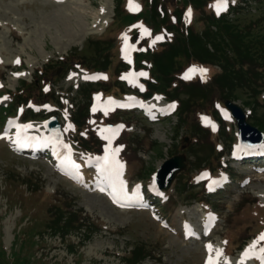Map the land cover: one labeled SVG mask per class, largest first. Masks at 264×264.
<instances>
[{
	"label": "rangeland",
	"instance_id": "1",
	"mask_svg": "<svg viewBox=\"0 0 264 264\" xmlns=\"http://www.w3.org/2000/svg\"><path fill=\"white\" fill-rule=\"evenodd\" d=\"M128 2L0 0V98L7 97L0 99V119L5 115L1 106L13 97L7 91L17 92L29 86L37 70L46 68L48 74L57 77L53 83L57 114L66 124V119L73 120L71 115L76 112L81 124L76 130H64L65 141L72 145L80 166L75 178L60 174L45 156L16 153L11 144L14 131L6 128L9 120L4 127L0 123V264H205L209 243L214 258L216 249L223 252L217 264H241L242 251L264 232V165L242 160L229 162L240 146L237 123L227 109L229 116L222 117L221 103L211 100L210 94L205 97L199 86L171 89L168 98L157 95V99L146 100L144 109H155L150 116L141 114V108L105 115L108 98L95 112L89 113L85 108L88 90L92 89V100L110 84L83 85L87 87L84 90L80 86L84 83L83 74L90 68H105L109 58L116 59V54L123 57L129 41L124 33L127 28L121 27L127 23ZM242 11L237 24L243 26L252 21V29L264 33V21L260 20L264 0H251ZM235 14L231 13L229 18ZM114 37L117 42L113 46ZM103 48L110 49L108 61L99 57ZM77 62L84 67L70 71ZM119 65L120 79L130 73V68L126 63ZM107 72L104 71L101 81H112L117 87V94L111 98L136 96L137 91L116 79L113 71ZM116 92L103 93L111 96ZM64 96L65 102L61 101ZM240 98L235 101L249 115L247 120L253 125L264 124V105L244 104ZM168 101L175 102V112L167 117L157 116ZM48 115L28 116L31 118L25 120L23 115L16 114L14 120L41 130ZM108 124L123 125L132 133L117 140L129 143L121 144L117 159L123 164L126 190L132 194L136 185H143L140 195H146L152 204L143 201L141 207H134L131 202L120 206L103 185L96 161L89 163V157L104 155L105 145L110 151L117 147L100 134ZM185 137L187 141H183ZM215 143L221 148L219 152L214 149ZM181 152L186 155V167L176 174L166 191H159V199H154L156 196H150L145 186H154L160 164ZM223 167H227L228 173L223 172ZM202 175L208 179H202ZM216 177H222L224 185L208 196V181ZM70 210L82 218L78 220L82 224L79 228L61 233L60 228L52 227L53 219L64 218ZM209 214L216 220L208 235L185 236L184 224H190L196 234H201ZM260 246H264V240L259 241L257 248ZM253 261L260 264L256 258L246 259L243 264Z\"/></svg>",
	"mask_w": 264,
	"mask_h": 264
},
{
	"label": "trees",
	"instance_id": "2",
	"mask_svg": "<svg viewBox=\"0 0 264 264\" xmlns=\"http://www.w3.org/2000/svg\"><path fill=\"white\" fill-rule=\"evenodd\" d=\"M261 1L255 0L257 3ZM241 2L244 5L230 4L227 13L217 16L211 6L214 0H143L139 11L136 14H129L126 25L122 26L127 28L128 41L134 47L132 61L128 63L129 67L134 73H147L146 76H141L144 89L133 90H138L142 98L157 94L168 98L171 89L183 90L199 86L205 97L210 94L211 100H218L221 105H224L227 99H239L240 94L243 96L240 99L244 104L264 105V95H262L264 93V33L255 32L252 29L254 25L252 21L243 26L237 24L240 17L238 13L244 10L251 0H241ZM189 8H191L190 18L186 16ZM231 13H236L234 18H229ZM261 15L260 20L264 21V11ZM136 23L150 30L149 33L144 35L141 28L136 27ZM156 36H163V39L155 40ZM116 42L115 38L113 46ZM109 48L98 51L99 57L108 61ZM114 61L109 58L105 68L98 67L95 70L113 66L108 71L110 73L113 71L117 76L119 64L125 62H119L117 65ZM195 64L208 70L205 74L206 79H201L198 72L191 79H184L183 74ZM56 78L53 74H48L46 68L37 70L29 86L26 85L17 92L7 91L13 97L7 106L2 107L3 112L10 114L14 112L16 106L26 103L42 105L47 100L55 102L53 90L46 91L44 86ZM102 84H110L107 89L102 90L106 95L107 92H116L117 87L112 85V81ZM85 88L87 87H84V90ZM82 90L83 88L80 89V93ZM91 91L92 89L88 90L85 95L87 111ZM119 95L124 94L119 93ZM33 112L30 108L29 115L33 116ZM75 113L72 118L78 128L81 124ZM118 115L121 117L123 114ZM257 123L258 126H255L264 133L262 129L264 124ZM131 134L127 129H123L118 135V140ZM119 143L117 141L116 144ZM123 143L129 145L128 140ZM214 147L216 152L220 151L216 143ZM51 207L58 208L57 205ZM80 219L82 218L76 211L70 210L64 218L58 217L51 222L52 227L60 228L59 232L66 233L71 229L79 228L82 225L78 224ZM130 255H133L132 251Z\"/></svg>",
	"mask_w": 264,
	"mask_h": 264
},
{
	"label": "snow or ice",
	"instance_id": "3",
	"mask_svg": "<svg viewBox=\"0 0 264 264\" xmlns=\"http://www.w3.org/2000/svg\"><path fill=\"white\" fill-rule=\"evenodd\" d=\"M128 8L131 11H139L140 5L135 2V0H129L128 2ZM216 14L220 15L221 12L226 11L228 7V0H214L213 5H211ZM186 16L190 18L191 16V8L188 9V12L186 13ZM145 33H149L150 30L143 27V25L140 26ZM163 39V36H157L155 40ZM125 40H127V37L125 36ZM155 40H153V43H155ZM19 63V60L16 61ZM206 68H198L197 66L190 67L185 73H184V79H191L192 74L199 73L201 76V79H206L205 74L207 73ZM14 75H21V73H14ZM146 76L147 73L140 72V73H129L128 75L122 77L123 79H129V76ZM95 78V77H93ZM105 79L107 77H104ZM85 79H89V77L85 76ZM134 81L132 79H129V83H133ZM141 90H143V86L141 85ZM47 91V88L45 89ZM0 99H7V97H3ZM109 102L115 103L111 97L108 98ZM48 107V106H45ZM171 108L175 107V102L170 106ZM96 107L94 106L92 111H96ZM105 115H107L108 108L105 107ZM207 119L202 117V120ZM31 124H17V134H16V140L14 143L20 144L23 147L30 146V143L33 141L36 142H43V143H54L56 145H60L64 147L65 149H68V152L64 155L63 161L67 166H70L72 169L77 170L79 169V165L76 164L74 160L71 158V149L70 146L67 144H64L62 140L56 137H47V138H39L35 136H22V133L26 132L27 129L31 128ZM73 126L69 124L67 126V129L72 128ZM123 127V125L117 126V128ZM65 129V130H67ZM213 130H215V126L213 125ZM105 132L110 133L109 135H105ZM100 134L103 136L105 140L109 141V144L111 143L112 138L118 134L116 131L112 129L111 126H108L106 129H101ZM123 147V145H120L111 151L109 150L108 145H105V152L103 156H97V157H89V162L91 160L96 161V168L99 173L103 175V177L110 183L112 188V196L114 202L119 203L120 198H127V192H126V182L121 178L122 176V169L123 164L117 159V154L119 153L120 149ZM235 154V153H234ZM139 185H136V189H139ZM264 240V232L260 233L259 236L252 241L250 245H248L244 252L241 254V264H243V261L249 258H256L260 261V264H264V246H260L257 248V245L259 241ZM206 247L209 250V256L207 257L205 264H217V258L223 254L222 250L216 249L215 250V258L213 257L212 253V245L209 243L206 245Z\"/></svg>",
	"mask_w": 264,
	"mask_h": 264
},
{
	"label": "water",
	"instance_id": "4",
	"mask_svg": "<svg viewBox=\"0 0 264 264\" xmlns=\"http://www.w3.org/2000/svg\"><path fill=\"white\" fill-rule=\"evenodd\" d=\"M225 106L231 111L237 121L239 129V141L245 144L247 138L261 142L263 133L255 126L249 124L246 120V114L242 107L234 101L226 100ZM44 127L48 130L50 137H56L63 141V134L56 116H52L44 122ZM187 141V138H184ZM184 148V146H183ZM186 167V155L184 153L176 154L166 159L157 169L155 174L156 185L160 189H167L173 182L175 175Z\"/></svg>",
	"mask_w": 264,
	"mask_h": 264
},
{
	"label": "bare ground",
	"instance_id": "5",
	"mask_svg": "<svg viewBox=\"0 0 264 264\" xmlns=\"http://www.w3.org/2000/svg\"><path fill=\"white\" fill-rule=\"evenodd\" d=\"M33 128H35L36 130H37V135L38 136H40V130L38 129V128H36V127H31L30 129H33ZM43 138H46V134H44V136H43ZM251 138V137H250ZM121 178H122V176H121ZM123 179V178H122ZM126 192H127V198H123V197H121L120 198V201L121 202H123V203H128V202H130V201H134V200H138L139 198L138 197H136L135 196V194L134 193H132V194H130L127 190H126ZM245 250V249H244ZM244 250L242 251V253L244 252Z\"/></svg>",
	"mask_w": 264,
	"mask_h": 264
}]
</instances>
